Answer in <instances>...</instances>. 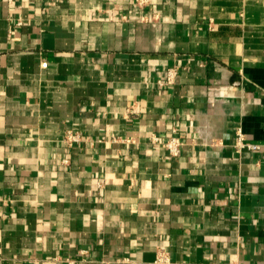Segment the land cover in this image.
I'll list each match as a JSON object with an SVG mask.
<instances>
[{
    "label": "crops",
    "instance_id": "crops-1",
    "mask_svg": "<svg viewBox=\"0 0 264 264\" xmlns=\"http://www.w3.org/2000/svg\"><path fill=\"white\" fill-rule=\"evenodd\" d=\"M0 200V264H264V0H0Z\"/></svg>",
    "mask_w": 264,
    "mask_h": 264
},
{
    "label": "built area",
    "instance_id": "built-area-1",
    "mask_svg": "<svg viewBox=\"0 0 264 264\" xmlns=\"http://www.w3.org/2000/svg\"><path fill=\"white\" fill-rule=\"evenodd\" d=\"M149 3H150V0H134L135 6L140 11L144 10L145 7L148 6ZM121 18H122V20H127L128 16L124 15ZM140 20L148 21L150 19L147 15H142ZM177 73H178L177 69L169 68L167 71L166 77L158 80V82H157L158 85L160 87L169 86L170 84H172L174 82V80L177 76ZM153 140L155 142H159V139L156 137L153 138ZM63 141L68 148H73L76 144H78L82 141V135L77 130L68 129V130H66V132L64 134ZM162 144L165 148H167L169 150L171 155L177 156L180 152V148L183 144V141L179 136H171L166 141L162 142ZM233 146H234L236 152L239 154L242 153V151L245 149L258 151L262 148V144L249 141L242 129H238L236 131ZM62 163L64 165H69L70 164V156L65 157L62 160ZM4 216H5L4 202H3V200H0V224L4 220ZM158 260L162 261L163 260L162 256ZM227 264H243V263L240 260L235 259V260L228 262Z\"/></svg>",
    "mask_w": 264,
    "mask_h": 264
}]
</instances>
